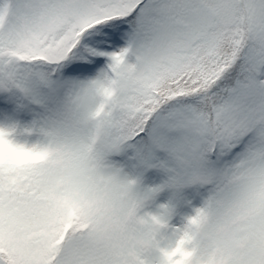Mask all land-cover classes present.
Here are the masks:
<instances>
[{
  "label": "snow or ice",
  "instance_id": "1",
  "mask_svg": "<svg viewBox=\"0 0 264 264\" xmlns=\"http://www.w3.org/2000/svg\"><path fill=\"white\" fill-rule=\"evenodd\" d=\"M0 264H264V0H0Z\"/></svg>",
  "mask_w": 264,
  "mask_h": 264
}]
</instances>
